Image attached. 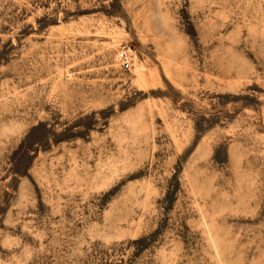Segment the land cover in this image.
I'll return each mask as SVG.
<instances>
[{
  "label": "rangeland",
  "instance_id": "rangeland-1",
  "mask_svg": "<svg viewBox=\"0 0 264 264\" xmlns=\"http://www.w3.org/2000/svg\"><path fill=\"white\" fill-rule=\"evenodd\" d=\"M0 264H264V0H0Z\"/></svg>",
  "mask_w": 264,
  "mask_h": 264
},
{
  "label": "built area",
  "instance_id": "built-area-1",
  "mask_svg": "<svg viewBox=\"0 0 264 264\" xmlns=\"http://www.w3.org/2000/svg\"><path fill=\"white\" fill-rule=\"evenodd\" d=\"M117 56L124 69L128 70L132 67L133 54L131 48L127 44L121 46L117 52Z\"/></svg>",
  "mask_w": 264,
  "mask_h": 264
}]
</instances>
